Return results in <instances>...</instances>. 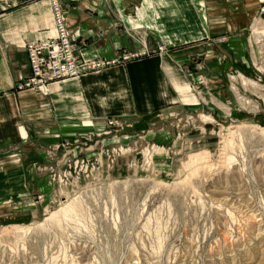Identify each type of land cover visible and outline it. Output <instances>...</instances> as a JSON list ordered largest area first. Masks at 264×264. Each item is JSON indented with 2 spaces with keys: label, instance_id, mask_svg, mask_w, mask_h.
I'll use <instances>...</instances> for the list:
<instances>
[{
  "label": "rangeland",
  "instance_id": "obj_1",
  "mask_svg": "<svg viewBox=\"0 0 264 264\" xmlns=\"http://www.w3.org/2000/svg\"><path fill=\"white\" fill-rule=\"evenodd\" d=\"M263 4L210 0L223 62L193 59L178 106L43 140L32 172L1 177L0 264H264ZM125 32L144 49L88 59L167 50Z\"/></svg>",
  "mask_w": 264,
  "mask_h": 264
},
{
  "label": "crops",
  "instance_id": "obj_2",
  "mask_svg": "<svg viewBox=\"0 0 264 264\" xmlns=\"http://www.w3.org/2000/svg\"><path fill=\"white\" fill-rule=\"evenodd\" d=\"M61 2L79 58L143 50L141 42L125 32L131 27L148 32L147 46L162 39L167 50L53 80L45 88L18 87L28 70L24 41L53 34L51 9L49 0H0V155L5 157L0 163L14 162L0 165V178L24 168L32 172L30 159L43 140L102 128L110 115L148 116L178 106L194 80V72L187 70L193 59L209 67L223 62L215 43L221 44L220 37L227 33L221 27L228 23L220 16L215 24L210 0ZM215 26L220 29L212 30ZM12 146L18 153L11 161L6 151Z\"/></svg>",
  "mask_w": 264,
  "mask_h": 264
},
{
  "label": "built area",
  "instance_id": "obj_3",
  "mask_svg": "<svg viewBox=\"0 0 264 264\" xmlns=\"http://www.w3.org/2000/svg\"><path fill=\"white\" fill-rule=\"evenodd\" d=\"M49 4L53 19V34L24 41L28 70L27 74L17 82L18 87L29 85L44 87L49 81L80 76L93 68L118 61L116 58L79 59L75 54V42L64 21L60 1L49 0ZM260 10L264 11V4ZM122 57L126 59L130 56L126 57L123 54Z\"/></svg>",
  "mask_w": 264,
  "mask_h": 264
},
{
  "label": "bare ground",
  "instance_id": "obj_4",
  "mask_svg": "<svg viewBox=\"0 0 264 264\" xmlns=\"http://www.w3.org/2000/svg\"><path fill=\"white\" fill-rule=\"evenodd\" d=\"M255 27L258 34L264 35V23L257 21Z\"/></svg>",
  "mask_w": 264,
  "mask_h": 264
}]
</instances>
